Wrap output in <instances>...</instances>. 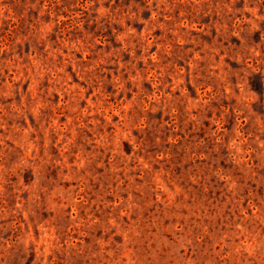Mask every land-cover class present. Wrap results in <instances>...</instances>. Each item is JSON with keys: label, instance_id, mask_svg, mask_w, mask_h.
<instances>
[{"label": "rangeland", "instance_id": "1", "mask_svg": "<svg viewBox=\"0 0 264 264\" xmlns=\"http://www.w3.org/2000/svg\"><path fill=\"white\" fill-rule=\"evenodd\" d=\"M0 264H264V0H0Z\"/></svg>", "mask_w": 264, "mask_h": 264}]
</instances>
